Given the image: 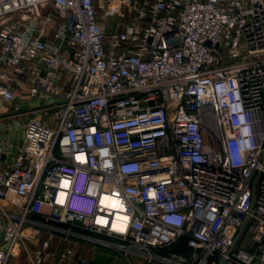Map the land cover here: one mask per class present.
<instances>
[{
	"label": "built area",
	"instance_id": "obj_1",
	"mask_svg": "<svg viewBox=\"0 0 264 264\" xmlns=\"http://www.w3.org/2000/svg\"><path fill=\"white\" fill-rule=\"evenodd\" d=\"M7 117L0 264H264V0H0Z\"/></svg>",
	"mask_w": 264,
	"mask_h": 264
},
{
	"label": "rangeland",
	"instance_id": "obj_2",
	"mask_svg": "<svg viewBox=\"0 0 264 264\" xmlns=\"http://www.w3.org/2000/svg\"><path fill=\"white\" fill-rule=\"evenodd\" d=\"M108 28L111 26V22L107 21ZM12 118H2L0 119V142L5 144L9 140L13 141V144L18 145L22 139L20 135V130L18 127H14ZM14 130H16L14 132ZM12 134H11V133ZM14 145V146H15ZM40 225H38V230L36 233V238L29 242V247L31 248V253L36 254L41 250V240H48L51 244V249L57 251L63 248L65 245L75 246L78 251L82 252L93 258V264H127V261L120 257L116 251L104 247H99L92 242H86L81 238H76L75 236L69 234L71 233H82L81 229L77 225L64 224V223H52L51 221L38 219ZM52 226V227H51ZM29 227V226H28ZM33 232L34 230H29ZM96 246L95 249L93 247ZM10 264H31L28 260V256L25 252H22L19 258L11 260Z\"/></svg>",
	"mask_w": 264,
	"mask_h": 264
},
{
	"label": "trees",
	"instance_id": "obj_3",
	"mask_svg": "<svg viewBox=\"0 0 264 264\" xmlns=\"http://www.w3.org/2000/svg\"><path fill=\"white\" fill-rule=\"evenodd\" d=\"M167 251L178 253V254H185L187 252L186 241L184 240L180 241L179 243L171 246Z\"/></svg>",
	"mask_w": 264,
	"mask_h": 264
},
{
	"label": "bare ground",
	"instance_id": "obj_4",
	"mask_svg": "<svg viewBox=\"0 0 264 264\" xmlns=\"http://www.w3.org/2000/svg\"><path fill=\"white\" fill-rule=\"evenodd\" d=\"M65 186H67V185H65ZM61 200H62V196H61Z\"/></svg>",
	"mask_w": 264,
	"mask_h": 264
}]
</instances>
